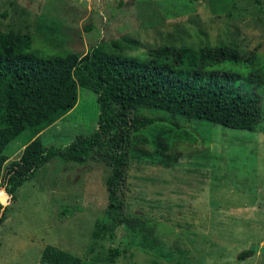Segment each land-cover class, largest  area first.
<instances>
[{
    "label": "rangeland",
    "instance_id": "obj_1",
    "mask_svg": "<svg viewBox=\"0 0 264 264\" xmlns=\"http://www.w3.org/2000/svg\"><path fill=\"white\" fill-rule=\"evenodd\" d=\"M10 28L29 29L41 57L82 54L130 35L141 43L131 54L232 43L256 52L264 68V0H0V29ZM232 68L243 74L251 65ZM260 92L255 131L143 110L160 119L132 134L122 188L125 212L139 225H118L112 242L92 234L108 203L111 167L96 156L85 164L53 158L1 204L0 264H44L46 245L101 264L109 263V246L122 250L116 264H264V85ZM98 110L96 94L79 87L76 105L40 132L43 144L89 134ZM27 135L8 144L9 160ZM159 137L167 149L156 147ZM64 206L77 210L61 214ZM251 247L253 255L238 261Z\"/></svg>",
    "mask_w": 264,
    "mask_h": 264
},
{
    "label": "trees",
    "instance_id": "obj_2",
    "mask_svg": "<svg viewBox=\"0 0 264 264\" xmlns=\"http://www.w3.org/2000/svg\"><path fill=\"white\" fill-rule=\"evenodd\" d=\"M4 11L2 16L6 17ZM89 29L85 27V30ZM140 41L130 35L91 44L82 54L41 57L32 49L29 29H0V198L15 192L36 171L56 158L85 164L100 157L111 167L105 183L108 203L95 221L93 236L112 242L114 230L125 224L139 225L125 212L122 188L127 177L128 147L132 134L160 117L143 110H156L187 120H203L221 126L255 131L263 118L264 68L254 51L232 43L199 47L162 44L143 53L131 54ZM251 65L245 73L232 66ZM243 78L242 80H238ZM79 87L92 90L98 103L96 128L76 135L61 147L45 146L40 132L69 112L77 103ZM27 132L16 159L9 160L8 144ZM156 147L165 150L162 137ZM141 152L146 153L144 149ZM1 208V203H0ZM64 206L61 214H72ZM0 216V224L3 220ZM264 249V246H262ZM257 249L239 252L238 261ZM109 263L122 253L109 246ZM44 264H101L85 260L57 246L46 245L40 256Z\"/></svg>",
    "mask_w": 264,
    "mask_h": 264
},
{
    "label": "water",
    "instance_id": "obj_3",
    "mask_svg": "<svg viewBox=\"0 0 264 264\" xmlns=\"http://www.w3.org/2000/svg\"><path fill=\"white\" fill-rule=\"evenodd\" d=\"M0 203L3 204V200L0 198Z\"/></svg>",
    "mask_w": 264,
    "mask_h": 264
},
{
    "label": "crops",
    "instance_id": "obj_4",
    "mask_svg": "<svg viewBox=\"0 0 264 264\" xmlns=\"http://www.w3.org/2000/svg\"><path fill=\"white\" fill-rule=\"evenodd\" d=\"M48 128V127H47ZM45 130V129H44ZM44 130H42L41 132H44ZM40 134H42V133H40Z\"/></svg>",
    "mask_w": 264,
    "mask_h": 264
}]
</instances>
